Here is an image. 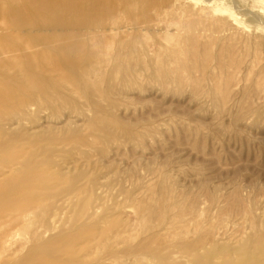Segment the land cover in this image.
I'll return each mask as SVG.
<instances>
[{
  "label": "rangeland",
  "instance_id": "obj_1",
  "mask_svg": "<svg viewBox=\"0 0 264 264\" xmlns=\"http://www.w3.org/2000/svg\"><path fill=\"white\" fill-rule=\"evenodd\" d=\"M0 21V264H264V0Z\"/></svg>",
  "mask_w": 264,
  "mask_h": 264
},
{
  "label": "bare ground",
  "instance_id": "obj_2",
  "mask_svg": "<svg viewBox=\"0 0 264 264\" xmlns=\"http://www.w3.org/2000/svg\"><path fill=\"white\" fill-rule=\"evenodd\" d=\"M9 7V6H8ZM0 23H1V21H0ZM3 23V22H2ZM26 25V24H25Z\"/></svg>",
  "mask_w": 264,
  "mask_h": 264
}]
</instances>
